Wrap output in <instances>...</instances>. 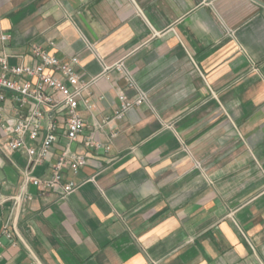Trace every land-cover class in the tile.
I'll list each match as a JSON object with an SVG mask.
<instances>
[{
  "label": "crops",
  "instance_id": "0c3cea01",
  "mask_svg": "<svg viewBox=\"0 0 264 264\" xmlns=\"http://www.w3.org/2000/svg\"><path fill=\"white\" fill-rule=\"evenodd\" d=\"M0 31L12 65L34 64L36 44L97 77L72 144L87 163L61 178L79 186L65 198L29 186L10 238L1 203L0 264H264V0H0ZM120 61L133 87L103 71ZM120 91L146 99L115 118ZM6 142L0 126L2 195L26 165ZM64 144L36 176L50 177Z\"/></svg>",
  "mask_w": 264,
  "mask_h": 264
},
{
  "label": "built area",
  "instance_id": "2783aa9c",
  "mask_svg": "<svg viewBox=\"0 0 264 264\" xmlns=\"http://www.w3.org/2000/svg\"><path fill=\"white\" fill-rule=\"evenodd\" d=\"M9 39V33L0 31V45H4ZM50 45L54 43L50 42ZM31 52L36 59L34 64L12 65L8 62L9 53L3 48L0 49V115L4 112V103L8 98L12 101L13 112L12 115L1 117L0 126L7 137L6 145L9 150L20 152L26 158L18 190L10 195L0 194V204L7 200L11 202L9 218L2 228V235L7 238L12 236L9 227L33 198L29 186L52 189L59 185L61 198H65L79 183L69 180L61 184L63 170L69 168L75 174L88 160V154L73 150L72 144L79 139L85 127L79 107L83 105L88 110L93 107L88 93L97 77H81L75 69L78 64L77 56L62 61L36 44L31 45ZM112 69L123 72L128 86H134L131 74L121 61L103 67L104 72ZM118 97L121 107L115 111V118H120L132 104H140L146 99L144 93L129 99L123 91L118 93ZM48 112L63 116L64 125H58L53 116L47 115ZM41 131L44 134L37 145L35 141ZM60 135L64 137L65 144L50 165V177L45 179L36 176L33 173L34 168L50 159L52 146ZM84 144L89 148L102 149V145L90 136L86 137Z\"/></svg>",
  "mask_w": 264,
  "mask_h": 264
}]
</instances>
